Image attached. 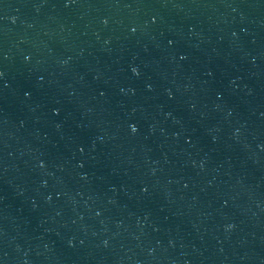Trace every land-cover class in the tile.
I'll list each match as a JSON object with an SVG mask.
<instances>
[{"label":"water","instance_id":"1","mask_svg":"<svg viewBox=\"0 0 264 264\" xmlns=\"http://www.w3.org/2000/svg\"><path fill=\"white\" fill-rule=\"evenodd\" d=\"M0 264H264V0H0Z\"/></svg>","mask_w":264,"mask_h":264}]
</instances>
